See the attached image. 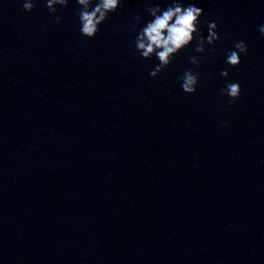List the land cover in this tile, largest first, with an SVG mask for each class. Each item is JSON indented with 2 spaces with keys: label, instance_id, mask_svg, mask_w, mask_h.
Instances as JSON below:
<instances>
[{
  "label": "water",
  "instance_id": "1",
  "mask_svg": "<svg viewBox=\"0 0 264 264\" xmlns=\"http://www.w3.org/2000/svg\"><path fill=\"white\" fill-rule=\"evenodd\" d=\"M23 2L0 0V264H264V0H181L220 40L155 78L134 40L172 0H121L92 39L75 0Z\"/></svg>",
  "mask_w": 264,
  "mask_h": 264
},
{
  "label": "clouds",
  "instance_id": "2",
  "mask_svg": "<svg viewBox=\"0 0 264 264\" xmlns=\"http://www.w3.org/2000/svg\"><path fill=\"white\" fill-rule=\"evenodd\" d=\"M68 2L69 0H47L46 6L50 13H55L56 5L65 7ZM75 3L78 5L76 15L80 24V34L92 39L99 32V26L108 18L109 14L117 11L121 0H75ZM34 7V0H24L21 10L31 12ZM146 11L152 19L138 31L134 45L135 51L140 54L141 59L151 60L155 57L158 61V64L150 71V77H157L173 62L176 55L192 44L193 40H195L193 51L200 54L190 57V63L195 67L200 66L201 59L206 52L215 51L212 46L220 40V36L217 34V24L214 21L206 22L208 34L205 37L198 28L203 10L195 4L189 3L185 6L181 0H172V3L164 9L157 5L148 6ZM56 19L59 21L60 18L57 16ZM133 19L138 23L141 17L135 15ZM258 31L264 35V25H261ZM205 45L209 47L206 49ZM234 49L225 54V62L230 68L239 66L240 54L247 53V46L243 41L235 43ZM221 75L227 77L228 71L222 70ZM178 79L181 82L182 91L192 95L196 91L200 74L189 69ZM240 93L238 82H228L221 89V94L226 95L230 103L237 100Z\"/></svg>",
  "mask_w": 264,
  "mask_h": 264
}]
</instances>
